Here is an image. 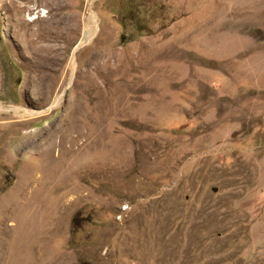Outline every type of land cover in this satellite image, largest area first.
I'll use <instances>...</instances> for the list:
<instances>
[{"label": "rangeland", "instance_id": "374dc122", "mask_svg": "<svg viewBox=\"0 0 264 264\" xmlns=\"http://www.w3.org/2000/svg\"><path fill=\"white\" fill-rule=\"evenodd\" d=\"M254 5L0 0V264H264Z\"/></svg>", "mask_w": 264, "mask_h": 264}, {"label": "bare ground", "instance_id": "6f19581e", "mask_svg": "<svg viewBox=\"0 0 264 264\" xmlns=\"http://www.w3.org/2000/svg\"><path fill=\"white\" fill-rule=\"evenodd\" d=\"M84 33L85 34H84L83 41L90 40L92 34L94 33V25H93L92 17H90V21H89L87 28H86ZM3 108L4 107L0 104V109H3ZM4 109H6V108H4Z\"/></svg>", "mask_w": 264, "mask_h": 264}, {"label": "crops", "instance_id": "0c3cea01", "mask_svg": "<svg viewBox=\"0 0 264 264\" xmlns=\"http://www.w3.org/2000/svg\"><path fill=\"white\" fill-rule=\"evenodd\" d=\"M251 2L252 3H259L260 5H254V9H258L259 10V12L261 11H263L264 10V0H251ZM239 39V38H238ZM240 42V43H239ZM238 43L239 44H241V45H239V44H237V45H239L240 47L241 46H243V45H245L246 43H249V42H247V40L245 41V42H243V40H240ZM243 44V45H242ZM240 47H238V49L240 48ZM242 48V47H241Z\"/></svg>", "mask_w": 264, "mask_h": 264}]
</instances>
